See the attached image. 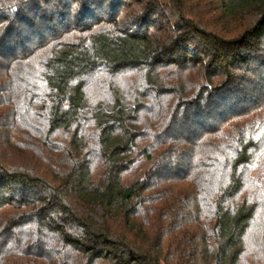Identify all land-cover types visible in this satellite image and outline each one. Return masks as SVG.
I'll return each mask as SVG.
<instances>
[{
  "label": "trees",
  "instance_id": "1",
  "mask_svg": "<svg viewBox=\"0 0 264 264\" xmlns=\"http://www.w3.org/2000/svg\"><path fill=\"white\" fill-rule=\"evenodd\" d=\"M0 264H264V0H0Z\"/></svg>",
  "mask_w": 264,
  "mask_h": 264
}]
</instances>
